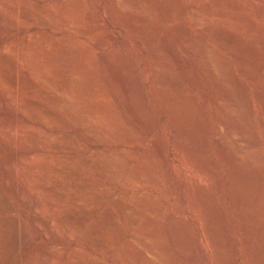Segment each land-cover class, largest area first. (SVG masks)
Masks as SVG:
<instances>
[{"label": "rangeland", "instance_id": "obj_1", "mask_svg": "<svg viewBox=\"0 0 264 264\" xmlns=\"http://www.w3.org/2000/svg\"><path fill=\"white\" fill-rule=\"evenodd\" d=\"M129 1L0 0V76L20 81L0 89V194L14 207L0 221L22 225L7 264H160L135 259L136 245L111 255L86 241L88 227L55 222L119 217L121 197L163 264H264V0ZM201 47L221 61L219 75L198 69ZM221 143L243 163L230 167ZM93 160L145 181L111 183ZM248 174L242 210L234 189Z\"/></svg>", "mask_w": 264, "mask_h": 264}, {"label": "bare ground", "instance_id": "obj_2", "mask_svg": "<svg viewBox=\"0 0 264 264\" xmlns=\"http://www.w3.org/2000/svg\"><path fill=\"white\" fill-rule=\"evenodd\" d=\"M128 1L129 0H119L121 5H124L125 7L129 6L130 1L129 2ZM17 12H19V11H17ZM193 21L196 24V25L194 24L195 26H197V25L198 26H200V25L202 26V23H203L202 15L200 13L199 14H194L193 15ZM203 44H205V43H203ZM202 46H204V45H202ZM5 52H7V51H5ZM17 52H20V51H17ZM240 59L242 61L241 64L243 66H245V59L244 58H240ZM195 60H196L198 69L203 74L211 75L212 77H214V76L219 75L222 72V63H221V61L214 54L213 51H211L210 49H208L206 47H201V49L196 54V59ZM32 64H34V63H32ZM19 86H20V81H19L17 76H11V77L0 76V89H3L5 87H10L12 89L17 90L19 88ZM65 88H66V93H68L70 95H75L74 92H76V91L73 92L70 89L69 86H66ZM13 100H15V99H13ZM17 101H18V99H17ZM17 104H23V106L25 108H27L28 110H30V111L34 110V107L32 106V101L31 100H23V101H21V103H17ZM223 108L226 111L230 112V113H236L238 111V104L232 98H227V99H225L223 101ZM69 114L72 117H76V115L74 113H72V111L70 112V110H69ZM44 118L45 119L49 118V114L47 112H45ZM77 122H78L77 124H79L78 126H80L79 129H82L81 128V118L77 117ZM82 124H83L82 126L86 125L84 123H82ZM8 132H9V130H8ZM234 132L235 133L231 134V139H232L231 141H235V144L240 146V147L243 146V145H246L247 143L239 136V134H238L239 131H238V133H236V131H234ZM29 133H28V135H29ZM220 146H221V148L224 151H226L230 155V162H229L230 167H231V165H234V163L235 164H242L243 163L242 157L240 155H238L237 152L232 151L229 146H227L226 144H222V143L220 144ZM92 167H93V170L95 171V173L97 175H99V176H102L103 174L106 173L109 176V178L111 179V183H113L115 181L123 180L126 185H128L130 187H134V186H137L139 184H143L144 181H145L144 173H141V172L140 173H136V174L131 175V176L125 175V173H124V175H122V174L118 175L115 172L114 168L111 166V164H109L105 160H93ZM16 179H18V178H16ZM253 179H254L253 176L248 174L246 178H243L241 180H239V179L236 180L238 185L236 184V186H235L234 190H235L236 194L234 196H237V198L235 197V199H237L236 201H237L238 207L240 209H242L243 207L247 206V200H249V197L251 198V196L253 195L252 193L254 191L252 192V190H253V187L255 185ZM238 180H239V182H238ZM22 183H23V181H22ZM239 185L241 187H239ZM115 201H116L115 205H116V208L118 210L119 217L114 218L112 213H111V215H110V213H108L107 219L104 222H102V221L90 222L89 220L86 219V217L84 219H82V220H76L74 214H69V215L66 214L64 216H58L57 215L58 217L55 219V222H56V224H66L72 231H77V232H81L84 227H88V233H87L88 236H87L86 241H88L94 248L99 249V250H103V251H105V252H107V253H109L111 255H114V253H115L114 244H118L119 246L136 245V246H138L140 248V251H139V253L137 255L133 256L135 259L143 260L144 258H147V257L150 256L157 263L163 264L166 261V255L164 254V252L160 251V250H157V249H154V248H152L150 246H146L143 243V239H144L143 236H147L148 232H146V230H143V228H144V227H142L143 225L141 226V224L136 221V219H137L136 218L137 208L133 207L134 205L131 204V203H128V204H131V205H128V204L125 205L126 201L122 197L117 199V200H115ZM257 203L259 204V202H257ZM259 206H261V205L259 204ZM259 206L255 205L254 210H252L250 212L253 215L254 214L258 215L259 212L261 211ZM0 209L4 210V211H12L14 209V207L12 205H10L9 203H6L4 201V199L1 196V194H0ZM252 221L253 220H251V222ZM250 223H249L248 226L253 225V224H250ZM126 224L130 225L131 229L133 227V229L136 230L138 232V234H135L136 236H133L134 233H133V235H127V234L122 233V226L126 225ZM254 226L256 227V229L254 227H251L250 229H252V230H254V229L255 230H259L260 229L258 223L254 224ZM21 229H22V225H21L20 222H12V224H11L10 221H7V220L0 221V264H7L8 258L6 257V253H8L9 250H12L14 247L17 246V244H19V238L21 236V233H20ZM245 232H247V231H244V233ZM115 235H116V239L113 240L112 237L115 236ZM249 237H251V236L249 235ZM249 239H251V238H249ZM26 243H27V241H26ZM252 244H254V241H253V243H251V245ZM21 257H22V255H21Z\"/></svg>", "mask_w": 264, "mask_h": 264}]
</instances>
